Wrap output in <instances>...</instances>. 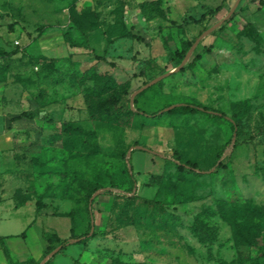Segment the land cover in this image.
<instances>
[{
  "label": "rangeland",
  "instance_id": "1",
  "mask_svg": "<svg viewBox=\"0 0 264 264\" xmlns=\"http://www.w3.org/2000/svg\"><path fill=\"white\" fill-rule=\"evenodd\" d=\"M90 222L50 264H264V0H0V264Z\"/></svg>",
  "mask_w": 264,
  "mask_h": 264
},
{
  "label": "trees",
  "instance_id": "2",
  "mask_svg": "<svg viewBox=\"0 0 264 264\" xmlns=\"http://www.w3.org/2000/svg\"><path fill=\"white\" fill-rule=\"evenodd\" d=\"M143 8L146 9V6L143 4ZM222 8H216V9H211L208 12L205 13L206 14H211V15H215L216 13H218ZM95 14L92 11H87L84 12L82 17H74V24L75 26H77L79 29H82L86 24H95L96 23V18L94 16ZM120 19H122V16H120ZM65 38L67 40H70V34L69 32H66L65 34ZM193 42H189L186 44V46L184 47V49L181 52H178L174 57H173V61L175 62L176 66H180L182 64V61L185 58V53L187 51H189L192 48ZM193 55L194 58L197 59L200 57V54L202 53V50L199 48H196L193 50ZM112 65H115V63H111ZM193 64V63H192ZM191 66V64L189 65ZM188 66V67H189ZM184 69V68H183ZM102 75H100L101 77ZM114 83V79L112 76H103V79L100 83H98L95 87L92 88V91L94 93H98V94H102L104 92L107 91L108 88L112 87ZM136 101V98L135 100ZM136 105V103H135ZM193 112H201V108L194 106L192 104H182L180 106H175L173 109H170L169 111L165 112L167 114H174V113H193ZM91 113V112H90ZM105 113V112H104ZM117 113V114H116ZM135 113H140V110L137 109V111H133V109L130 106H127V108H124L123 111L118 112H114V114L120 116V119H124L126 121L129 120L130 116L132 114ZM152 117H159L160 115L156 112H152L151 113ZM240 114L241 111H239L238 109L233 111V115L231 116V118L229 119L231 126L233 127V129L236 128V130H238V126H239V122H240ZM92 115V114H91ZM111 116H108L110 118H114L113 116V112L112 114H110ZM18 118H28V119H33L36 117V114L33 111H24L21 114H19L17 116ZM232 142V140H229L228 145H230ZM178 169L181 172H185V173H195V171H197V167L195 166V164H188L187 162H182L178 165ZM132 177V185L129 188L128 192L124 193L125 195L129 194V196H127V198L132 199L134 196V194L137 195L135 188L137 186L136 180H135V176L133 174L130 175ZM111 190V189H110ZM109 190V191H110ZM116 191V188L114 190V193ZM116 195H122L121 193H115ZM123 194V195H124ZM93 193H91L89 195V201L92 200L93 198ZM138 197V196H135ZM96 198H93L92 202L95 200ZM255 210V209H254ZM89 213L91 216H93V208L90 206L89 207ZM88 231L82 233V234H74L73 236H71V238H60L57 234L55 233H49L44 231L43 232V237L45 238V240L47 241V246L43 252V257L42 259H46L51 253L52 251H54L57 247H61V251L66 248L68 245L72 244V243H85V239L86 237L90 234L91 229L93 228V224L92 222L89 223L88 226ZM193 229H194V233L196 235V237L202 241V242H212L216 239V228L211 226L209 223L205 222L204 220H201L199 218H197L193 224ZM94 234H92L93 236ZM0 241L3 245V250L4 253L6 255L7 258H9L10 256V252L9 249L7 248V246L4 243V236L0 235ZM74 241V242H73ZM76 241V242H75ZM56 254H53L49 257V259L45 262V264H50L51 261L53 260V258L55 257Z\"/></svg>",
  "mask_w": 264,
  "mask_h": 264
},
{
  "label": "crops",
  "instance_id": "3",
  "mask_svg": "<svg viewBox=\"0 0 264 264\" xmlns=\"http://www.w3.org/2000/svg\"><path fill=\"white\" fill-rule=\"evenodd\" d=\"M4 236V235H3ZM8 236H10V234H6L4 237L6 238V237H8ZM60 247V246H59ZM58 247V248H59ZM61 248V247H60ZM57 249V248H56ZM55 249V250H56ZM54 250V251H55ZM54 251H52V252H54ZM58 252H56L55 254H57ZM51 256V254L44 260V261H42V262H40V264H45V262L49 259V257ZM42 257H43V254H42ZM42 257H41V260H42Z\"/></svg>",
  "mask_w": 264,
  "mask_h": 264
},
{
  "label": "water",
  "instance_id": "4",
  "mask_svg": "<svg viewBox=\"0 0 264 264\" xmlns=\"http://www.w3.org/2000/svg\"><path fill=\"white\" fill-rule=\"evenodd\" d=\"M174 107H175V106H174ZM131 150H132V149H131ZM131 150H130V151H131ZM95 195H97V194H94V196H95ZM94 196H93V197H94ZM92 199H93V198H92ZM55 253H56V250H55L54 252H52L51 255H53V254H55Z\"/></svg>",
  "mask_w": 264,
  "mask_h": 264
},
{
  "label": "built area",
  "instance_id": "5",
  "mask_svg": "<svg viewBox=\"0 0 264 264\" xmlns=\"http://www.w3.org/2000/svg\"><path fill=\"white\" fill-rule=\"evenodd\" d=\"M16 43L18 44L19 42H18V41H16Z\"/></svg>",
  "mask_w": 264,
  "mask_h": 264
}]
</instances>
